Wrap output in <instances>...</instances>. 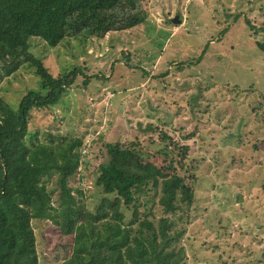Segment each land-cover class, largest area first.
<instances>
[{"label":"rangeland","instance_id":"rangeland-1","mask_svg":"<svg viewBox=\"0 0 264 264\" xmlns=\"http://www.w3.org/2000/svg\"><path fill=\"white\" fill-rule=\"evenodd\" d=\"M135 1L146 22L132 29L119 15L106 35L69 26L56 48L31 39L53 76L82 73L63 103L34 112L30 132L83 139L84 165L70 185L91 210L102 197L94 172L105 143L138 144L159 165L164 134L189 145L196 200L185 264H264V54L256 45L264 41V0ZM39 81L25 66L0 84V96L17 108ZM48 188L56 206L55 177ZM33 228L39 264L69 258L71 239L56 226L34 221Z\"/></svg>","mask_w":264,"mask_h":264},{"label":"trees","instance_id":"trees-1","mask_svg":"<svg viewBox=\"0 0 264 264\" xmlns=\"http://www.w3.org/2000/svg\"><path fill=\"white\" fill-rule=\"evenodd\" d=\"M119 15H125L124 29L146 22L135 0H0V84L25 66L40 80L39 89L29 90L17 108L0 96V264H39L34 221L50 222L71 239L70 256L61 264L187 260L184 240L196 200L191 172L196 161L187 163L189 145L164 134L165 146L156 151L163 157L159 165L138 144L124 148L105 143L94 172L102 197L91 210L79 198L83 192L70 185L84 165L83 139L48 134L41 140L30 132L34 112H49L63 103L82 73L74 68L53 76L31 52V39L56 48L67 38L69 26L76 34L106 35L120 22ZM256 45L264 54V41ZM54 177L56 206L48 188ZM261 191L264 196V183Z\"/></svg>","mask_w":264,"mask_h":264},{"label":"water","instance_id":"water-1","mask_svg":"<svg viewBox=\"0 0 264 264\" xmlns=\"http://www.w3.org/2000/svg\"><path fill=\"white\" fill-rule=\"evenodd\" d=\"M174 23H180L178 17H176V19L173 20Z\"/></svg>","mask_w":264,"mask_h":264}]
</instances>
